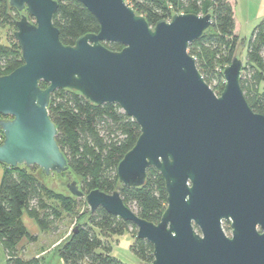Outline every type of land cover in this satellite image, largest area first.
I'll use <instances>...</instances> for the list:
<instances>
[{"label": "water", "instance_id": "water-1", "mask_svg": "<svg viewBox=\"0 0 264 264\" xmlns=\"http://www.w3.org/2000/svg\"><path fill=\"white\" fill-rule=\"evenodd\" d=\"M77 1L99 29L64 45L52 22L57 0H8L20 12L13 37L22 64L0 76V164L36 165L46 185L84 198L90 212L102 207L133 223L136 237L153 247L145 264H264V115L244 97L239 57L222 70L217 96L187 51L210 27L211 14L175 13L150 26L125 0ZM56 89L75 90L95 105L117 104L138 124L135 144L117 164L118 182L140 187L148 167L162 175L167 206L158 223L137 216L118 190L81 191L48 114ZM228 219L232 239L221 229Z\"/></svg>", "mask_w": 264, "mask_h": 264}, {"label": "trees", "instance_id": "trees-1", "mask_svg": "<svg viewBox=\"0 0 264 264\" xmlns=\"http://www.w3.org/2000/svg\"><path fill=\"white\" fill-rule=\"evenodd\" d=\"M153 26L159 20H169L175 13L211 14L210 27L189 43L188 53L205 82L223 79L222 70L245 47L240 87L254 112L264 115V18L253 28L248 39L238 33L234 0H125ZM52 22L59 30L64 45H72L86 33L99 29L95 16L77 0H57ZM20 12L0 0V26L16 29ZM29 20L33 18L27 15ZM0 43V76L22 64L20 46L13 37ZM110 50L118 51L117 42H102ZM46 84L40 82V87ZM212 88V87H211ZM48 114L57 128L56 141L64 153L72 178L87 193L99 189L105 193L118 190L125 205L137 216L158 223L167 206V193L162 175L153 167L146 170L144 185L125 187L118 182L117 164L132 148L139 136L138 124L117 104L95 105L79 92L56 89L50 96ZM52 175H63L51 173ZM66 177V176H65ZM46 175L38 166L3 165L0 179V242L4 248L5 264H41L39 256L23 258L18 245L26 239L35 241L25 227L22 216L27 213L42 231L54 229L52 224L62 214L73 215L84 198L56 191L46 185ZM134 207V208H133ZM85 219L74 224V232L58 245L56 252L64 264H128L107 253L103 238L132 229L131 251L141 264L153 260V247L145 239L136 237V226L97 207L93 212L86 207Z\"/></svg>", "mask_w": 264, "mask_h": 264}, {"label": "rangeland", "instance_id": "rangeland-1", "mask_svg": "<svg viewBox=\"0 0 264 264\" xmlns=\"http://www.w3.org/2000/svg\"><path fill=\"white\" fill-rule=\"evenodd\" d=\"M126 2L129 3L128 1ZM256 2V0H234L235 17L238 22H242L243 28L241 32V37L245 40L249 38L250 33L252 31V27L254 25V23L252 26L244 24V21L246 19V11L251 10V14H249V16L252 18L254 14L252 9L256 6ZM22 13L26 14L25 12ZM29 21L32 22V20ZM12 30L14 29L11 27L0 26V43L4 44L10 41L9 37L12 33ZM224 85V79L216 80L215 82H212L211 89L218 96L222 92ZM2 172L3 165L0 164V179L2 176ZM86 207L88 208V206L80 205L79 208H77V212L73 215H66L65 213H63L60 219L53 222V231H42L40 229L39 232H35L34 230V232L37 234L35 241L30 242L28 240L26 241V239H23L18 245L19 254L23 258H31L35 254L40 253L39 257L41 259V264H64L62 259L57 255L56 249L58 245L69 236L70 230L74 226L76 221L82 222L85 219ZM22 219L28 231L30 233H34L33 231H30V225L34 229V227L37 225L35 220L30 217L27 213L23 214ZM134 234L135 231L129 229L125 230L121 234L110 235L103 238V242H105V244L108 246L107 253L110 256L121 260L124 263L140 264V261L134 255L130 248L133 242L132 235ZM5 259V251L0 242V264H5Z\"/></svg>", "mask_w": 264, "mask_h": 264}, {"label": "crops", "instance_id": "crops-1", "mask_svg": "<svg viewBox=\"0 0 264 264\" xmlns=\"http://www.w3.org/2000/svg\"><path fill=\"white\" fill-rule=\"evenodd\" d=\"M257 2H256V6L252 9L253 10V12H254V14H253V16H252V18L249 16V14H251V10H247L246 11V19H245V21H244V24L245 25H248V26H252L253 25V23H254V25H253V27L261 20V19H263L264 18V0H256ZM252 27V28H253ZM242 28H243V25H242V22L241 21H239L238 22V33H239V35L241 36V32H242ZM237 57H239L241 60H242V63L244 62V60H245V47L243 46L242 47V49L240 50V52H239V54H238V56ZM25 227H26V225H25ZM26 229H27V227H26ZM38 229V230H37ZM28 230V229H27ZM34 230H35V232H39V230H40V228H39V226L38 225H36L35 227H34V229H33V227L30 225V231L32 232H34ZM29 232V231H28ZM30 233L31 235H35V236H37V234L36 233ZM27 241V240H26ZM59 241V240H58ZM34 256H40V253H38V254H35Z\"/></svg>", "mask_w": 264, "mask_h": 264}, {"label": "flooded vegetation", "instance_id": "flooded-vegetation-1", "mask_svg": "<svg viewBox=\"0 0 264 264\" xmlns=\"http://www.w3.org/2000/svg\"><path fill=\"white\" fill-rule=\"evenodd\" d=\"M194 229H195V231L197 233L199 232V230L197 229L196 226H194ZM221 229H222V231H223V233H224L226 238L232 239V237H233V227H232V220L231 219L222 220L221 221ZM255 232H256L257 235H261L263 233V230L260 227V225L257 224L255 226Z\"/></svg>", "mask_w": 264, "mask_h": 264}, {"label": "built area", "instance_id": "built-area-1", "mask_svg": "<svg viewBox=\"0 0 264 264\" xmlns=\"http://www.w3.org/2000/svg\"><path fill=\"white\" fill-rule=\"evenodd\" d=\"M3 138H4L3 133H2V131L0 130V144H1L2 141H3Z\"/></svg>", "mask_w": 264, "mask_h": 264}]
</instances>
